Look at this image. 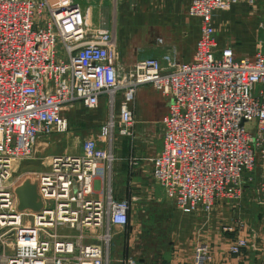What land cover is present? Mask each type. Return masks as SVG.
<instances>
[{
    "label": "built area",
    "instance_id": "2783aa9c",
    "mask_svg": "<svg viewBox=\"0 0 264 264\" xmlns=\"http://www.w3.org/2000/svg\"><path fill=\"white\" fill-rule=\"evenodd\" d=\"M241 1L254 0L189 1L201 19L191 61L145 58L122 69L114 31L92 26L77 1L0 0V264H136L112 254L130 199L109 187L98 197L93 182L115 161L114 133L133 135L129 103L144 85L168 100L152 177L176 206L208 211L237 199L256 166L264 201L263 45L253 60L239 58L218 43L213 24L217 11ZM103 96L111 111L118 102L117 120L101 126V138H86L80 154L51 156L33 177L41 208L20 210L14 165L33 155L39 135L68 130L64 109H94Z\"/></svg>",
    "mask_w": 264,
    "mask_h": 264
},
{
    "label": "crops",
    "instance_id": "0c3cea01",
    "mask_svg": "<svg viewBox=\"0 0 264 264\" xmlns=\"http://www.w3.org/2000/svg\"><path fill=\"white\" fill-rule=\"evenodd\" d=\"M75 1L92 26L112 28L117 65L122 69L145 58H156L163 65L187 63L195 54L201 19L189 13L190 0ZM240 18L252 21L258 31L248 54L238 47L240 38L233 27ZM213 24L219 44L229 45L239 58L253 60L261 32L264 37V0L233 3L228 10L214 14ZM106 100L101 97L98 107L90 110L80 104L63 110L69 128L64 134L63 153L80 154L86 138H101V126L111 117L117 120L118 102L111 111ZM129 105L135 115L133 135L114 133L115 161L93 182L96 196L103 197L109 187L114 198L131 201L128 224L113 229L112 254L133 259L136 264H188L174 259L191 256L195 249L227 248L236 239L238 245L245 241L241 252L220 264H264L261 195L255 200L247 195L239 201L219 199L208 211L176 206L152 177V159L162 146V119L168 100L152 85H144ZM166 257L171 260L164 261Z\"/></svg>",
    "mask_w": 264,
    "mask_h": 264
},
{
    "label": "rangeland",
    "instance_id": "374dc122",
    "mask_svg": "<svg viewBox=\"0 0 264 264\" xmlns=\"http://www.w3.org/2000/svg\"><path fill=\"white\" fill-rule=\"evenodd\" d=\"M235 31L239 35V44L238 47L244 51L245 54H248L252 49L254 33H257L253 28V22L249 19L240 18L239 23L234 25ZM255 31V32H254ZM263 32L260 33L259 42L263 37ZM256 39V38H255ZM258 43V42H257ZM262 47L264 49V43L262 42ZM68 124V123H67ZM69 129V128H67ZM63 133H58L52 131L49 134H41L36 138L34 143L35 149L31 157L26 160L17 162L13 167V180L16 182L14 184L15 190L19 187H22L25 183L33 184L34 176L41 170L46 168L49 158L52 155L63 153L62 149L65 144V138ZM260 181L259 168L256 166L255 170L252 173L251 180L246 181L243 191L241 192L239 198H234L236 201H239L242 197L247 195V198L255 200L258 193V185ZM16 198L18 199L17 195ZM230 198V197H228ZM231 199V198H230ZM245 206H247L245 204ZM60 233H68L75 235L76 232L72 230H62L59 229ZM237 240H232L229 243V247L217 249V250H205V249H195L190 251L191 256L183 257L182 259H174L176 261H181L188 264H220L224 263L231 257V255L239 254L241 252L240 247L237 244ZM237 244V245H236ZM169 253L170 251L167 250ZM161 255V254H160ZM163 256V255H162ZM121 257V256H120ZM168 257L164 258V261ZM171 259L168 258V261Z\"/></svg>",
    "mask_w": 264,
    "mask_h": 264
},
{
    "label": "water",
    "instance_id": "95a60500",
    "mask_svg": "<svg viewBox=\"0 0 264 264\" xmlns=\"http://www.w3.org/2000/svg\"><path fill=\"white\" fill-rule=\"evenodd\" d=\"M18 197V208L20 210L29 208L32 210H39L41 203L38 201L35 183H25L22 187L15 190Z\"/></svg>",
    "mask_w": 264,
    "mask_h": 264
}]
</instances>
